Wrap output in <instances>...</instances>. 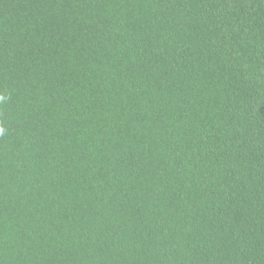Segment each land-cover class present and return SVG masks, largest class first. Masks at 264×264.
<instances>
[{
  "label": "trees",
  "instance_id": "obj_1",
  "mask_svg": "<svg viewBox=\"0 0 264 264\" xmlns=\"http://www.w3.org/2000/svg\"><path fill=\"white\" fill-rule=\"evenodd\" d=\"M0 264H264V0H0Z\"/></svg>",
  "mask_w": 264,
  "mask_h": 264
},
{
  "label": "clouds",
  "instance_id": "obj_2",
  "mask_svg": "<svg viewBox=\"0 0 264 264\" xmlns=\"http://www.w3.org/2000/svg\"><path fill=\"white\" fill-rule=\"evenodd\" d=\"M3 132V129L2 128H0V133H2Z\"/></svg>",
  "mask_w": 264,
  "mask_h": 264
}]
</instances>
